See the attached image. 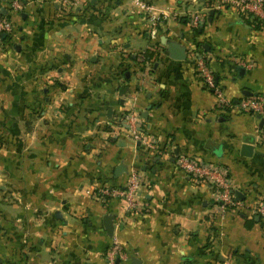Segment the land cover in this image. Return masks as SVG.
Instances as JSON below:
<instances>
[{
  "label": "crops",
  "instance_id": "obj_1",
  "mask_svg": "<svg viewBox=\"0 0 264 264\" xmlns=\"http://www.w3.org/2000/svg\"><path fill=\"white\" fill-rule=\"evenodd\" d=\"M145 2L164 16L154 38L133 0H0L14 27L0 35V264H105L112 235L124 264H264V218L252 213L264 116L218 109L188 57L167 50L197 48L228 98L252 97L264 92V18L222 0ZM130 113L154 147L132 139ZM172 153L225 170L243 208L217 214L212 185ZM131 171L137 210L98 196Z\"/></svg>",
  "mask_w": 264,
  "mask_h": 264
},
{
  "label": "built area",
  "instance_id": "obj_2",
  "mask_svg": "<svg viewBox=\"0 0 264 264\" xmlns=\"http://www.w3.org/2000/svg\"><path fill=\"white\" fill-rule=\"evenodd\" d=\"M134 4L144 10L149 15V35L155 37V27L164 17L154 14L152 7L148 6L145 0H133ZM223 4H229L244 14H251L259 18H264V0H222ZM18 8L22 7L19 2H14ZM206 17L200 13H193L190 16L189 23L193 28L204 26ZM14 29L10 19L2 14L0 3V35L12 32ZM188 60L193 66L194 73L199 79L200 84L207 90L211 91L215 97L217 108L221 111L239 110L242 112L264 116V92L257 93L252 97L242 96L237 100L228 98L222 86L216 80V76L208 65L204 53L197 48L191 47L187 53ZM242 66L247 63L241 62ZM125 120L130 124L131 137L139 142L144 148L154 147V140L146 135L143 130L135 124V116L130 113L125 116ZM111 124V123H110ZM173 163L184 173L192 176L198 181L206 180L214 190L215 202L217 204L216 213L225 214L236 212L243 208L245 201L236 197L237 188L232 184L225 170L217 166L208 164L201 159L184 154H171ZM141 180L138 174L131 171L124 187H113L103 185L98 190V196L103 200L123 198L125 200V209L128 212L138 209L140 198ZM252 213L264 218V197H258L252 208ZM124 255L120 244L115 235H112L111 243L105 252V264H124L122 262Z\"/></svg>",
  "mask_w": 264,
  "mask_h": 264
},
{
  "label": "water",
  "instance_id": "obj_3",
  "mask_svg": "<svg viewBox=\"0 0 264 264\" xmlns=\"http://www.w3.org/2000/svg\"><path fill=\"white\" fill-rule=\"evenodd\" d=\"M168 47L167 50L170 53V56L174 59L177 60H184L187 58L186 53H185V47H181L179 43L177 42H168L167 43ZM252 152V146L248 144H244L241 148V153L243 155L249 156L251 155ZM124 168L122 166H118L116 168V172H122ZM236 197L238 199H243V195L241 194L240 191L236 192ZM112 216L111 215H105L103 218L104 221V226L109 235H112L113 233V226H112ZM134 264H137V262H134Z\"/></svg>",
  "mask_w": 264,
  "mask_h": 264
},
{
  "label": "trees",
  "instance_id": "obj_4",
  "mask_svg": "<svg viewBox=\"0 0 264 264\" xmlns=\"http://www.w3.org/2000/svg\"><path fill=\"white\" fill-rule=\"evenodd\" d=\"M146 57H147V55H146Z\"/></svg>",
  "mask_w": 264,
  "mask_h": 264
}]
</instances>
